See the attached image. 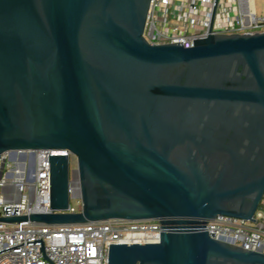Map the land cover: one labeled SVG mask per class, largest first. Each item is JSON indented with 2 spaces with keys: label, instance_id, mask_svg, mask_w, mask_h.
Returning a JSON list of instances; mask_svg holds the SVG:
<instances>
[{
  "label": "water",
  "instance_id": "water-1",
  "mask_svg": "<svg viewBox=\"0 0 264 264\" xmlns=\"http://www.w3.org/2000/svg\"><path fill=\"white\" fill-rule=\"evenodd\" d=\"M152 0H0V179L11 153L50 158V214L1 223L157 220L155 244L112 245L109 264H264L212 238L264 199V32L150 44Z\"/></svg>",
  "mask_w": 264,
  "mask_h": 264
},
{
  "label": "built area",
  "instance_id": "built-area-1",
  "mask_svg": "<svg viewBox=\"0 0 264 264\" xmlns=\"http://www.w3.org/2000/svg\"><path fill=\"white\" fill-rule=\"evenodd\" d=\"M261 32L264 15L257 13L254 0H152L144 37L153 45L181 44L189 49L210 34ZM11 156L3 155L1 217L53 212L52 156L70 160V207L64 212H81L77 157L71 151L19 152L15 161ZM18 159L20 165L15 168ZM72 200H77L78 206ZM205 230L216 240L264 254V199L253 221L221 215L209 220ZM162 231L157 220L110 219L78 225L0 222V264H109L112 245L159 243Z\"/></svg>",
  "mask_w": 264,
  "mask_h": 264
},
{
  "label": "rangeland",
  "instance_id": "rangeland-1",
  "mask_svg": "<svg viewBox=\"0 0 264 264\" xmlns=\"http://www.w3.org/2000/svg\"><path fill=\"white\" fill-rule=\"evenodd\" d=\"M254 5H255V8H256L257 13L259 15H264V0H254ZM73 164L74 165L76 164V160L75 159H73ZM19 165H20L19 159L15 163H13V166L15 168H17ZM75 178H76V176H75ZM72 203L75 206H78L77 200H72Z\"/></svg>",
  "mask_w": 264,
  "mask_h": 264
},
{
  "label": "bare ground",
  "instance_id": "bare-ground-1",
  "mask_svg": "<svg viewBox=\"0 0 264 264\" xmlns=\"http://www.w3.org/2000/svg\"><path fill=\"white\" fill-rule=\"evenodd\" d=\"M78 176H79V171H78ZM79 188H80V192H81V187H80V178H79Z\"/></svg>",
  "mask_w": 264,
  "mask_h": 264
}]
</instances>
